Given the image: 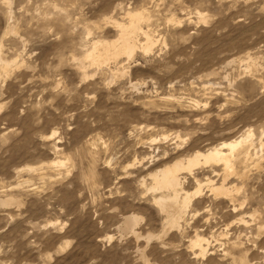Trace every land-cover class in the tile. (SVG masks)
<instances>
[{
	"label": "rangeland",
	"instance_id": "374dc122",
	"mask_svg": "<svg viewBox=\"0 0 264 264\" xmlns=\"http://www.w3.org/2000/svg\"><path fill=\"white\" fill-rule=\"evenodd\" d=\"M0 56V264H264V0H0ZM241 137L171 228L154 176Z\"/></svg>",
	"mask_w": 264,
	"mask_h": 264
},
{
	"label": "bare ground",
	"instance_id": "6f19581e",
	"mask_svg": "<svg viewBox=\"0 0 264 264\" xmlns=\"http://www.w3.org/2000/svg\"><path fill=\"white\" fill-rule=\"evenodd\" d=\"M127 16L129 18H131V24H130L129 28H125V26L118 24L119 27L122 29L121 37H120L121 38V44L120 45H113L112 47H109V50H108V52H111L114 56H117L118 54L124 53L128 57H131L133 55V52H134L133 51L135 48L134 34L136 31H138L137 25L134 23H136L135 21L140 20L142 15H140V14H135V15L128 14ZM149 50H150V45L146 47V52ZM95 55H94V53H92L89 55V58L92 59L93 62H98V60L94 58ZM1 65L5 66V68L7 66V64H4L3 59L0 56V66ZM248 137H250V136H248ZM248 141H249L248 139L241 137L237 140H234V141H231L228 143H223L220 147L209 150L205 154L204 153H196L193 156H191L190 158H188V160L185 163L182 161L178 162V163L174 164L173 166L166 168L165 171L163 170L162 172H160V174L154 176L153 190L156 192H164V193L167 192L166 195L163 194V195H161V197H159L156 200V204L159 207V209L164 214L167 215L169 226L171 228L179 227L178 224L180 223V219L183 217L185 211H187L186 209L189 208L190 203H191V197H192L191 195L186 194L183 189H181V185H180L181 179L179 177L180 172L188 171L189 173H191L192 167L198 165L200 163V161L203 164L210 163V162H214V163L222 162L225 165L227 171L231 170V166L233 165L232 159L233 158L235 159L236 155L241 152L239 150L243 147V145L248 143ZM227 175L228 174H226V176ZM229 187H226L225 182H224V184H222L221 187L214 188V189L211 188V189H213V192L216 194V196H223V197L231 198L233 189H231ZM234 190H236V189H234ZM181 192L183 194H181ZM200 192H201V189H199L196 192V194H198ZM230 193H231V195H230ZM182 195H185V196L182 198ZM10 202L11 201H7V202L2 201V202H0V204L3 206L5 204H8V205L10 204L9 206H12ZM141 219L142 218H140L136 215H132V216L128 215V217L124 218L123 225L120 227L121 231L125 234H127V233L136 234L135 233V229H136L135 226L137 224L139 225ZM150 238H151V236L149 237V239ZM192 243H193L192 245L194 248L200 249V252L202 255H204V256L206 255V253H207L206 247L207 246L209 247V241L208 240L197 239V241L192 242ZM241 264H243V263H241Z\"/></svg>",
	"mask_w": 264,
	"mask_h": 264
}]
</instances>
